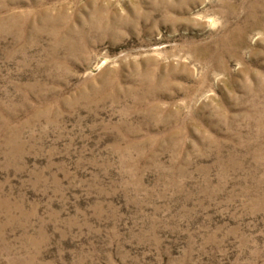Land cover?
<instances>
[{
  "label": "rangeland",
  "instance_id": "rangeland-1",
  "mask_svg": "<svg viewBox=\"0 0 264 264\" xmlns=\"http://www.w3.org/2000/svg\"><path fill=\"white\" fill-rule=\"evenodd\" d=\"M0 264H264V0H0Z\"/></svg>",
  "mask_w": 264,
  "mask_h": 264
}]
</instances>
